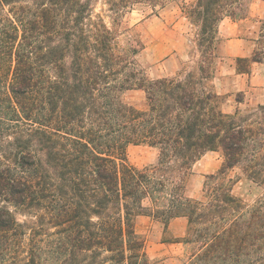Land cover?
<instances>
[{
    "label": "trees",
    "instance_id": "trees-1",
    "mask_svg": "<svg viewBox=\"0 0 264 264\" xmlns=\"http://www.w3.org/2000/svg\"><path fill=\"white\" fill-rule=\"evenodd\" d=\"M173 1L0 0V264H152L142 215L187 219L184 264H264V104L227 113L191 76L150 77L133 28L120 44L127 14ZM252 1L193 0L186 16L212 45ZM237 61L263 62L264 48ZM129 90L148 108L125 102ZM130 145L157 148V164L132 165ZM209 151L224 160L195 198L192 169ZM237 167L263 187L251 204L234 192Z\"/></svg>",
    "mask_w": 264,
    "mask_h": 264
},
{
    "label": "rangeland",
    "instance_id": "rangeland-1",
    "mask_svg": "<svg viewBox=\"0 0 264 264\" xmlns=\"http://www.w3.org/2000/svg\"><path fill=\"white\" fill-rule=\"evenodd\" d=\"M192 2L193 0H175L158 13L138 7L124 17L119 41L122 45L126 43L127 33H123L124 29L133 28L145 44L144 50L136 57L137 63L150 77L185 79L191 76L208 90L215 91L219 78L229 66L249 68L250 62L239 64L238 57L251 59L264 48V0H253L248 17L240 22L239 27L235 26L233 36L244 38L242 56L225 54L226 37L219 32V26L217 38L212 45L202 41L200 27L186 16ZM224 83L229 86L228 82ZM233 94L232 104L235 106L239 93ZM221 95L227 100L223 104V109L227 111L225 104L230 103V97L228 94ZM123 98L139 109L148 108L147 96L143 90L126 91ZM259 98L260 102H257L251 95L248 98L244 95L241 112L247 114L264 104V91H259ZM233 109L234 107L230 108ZM127 156L132 165L143 169L157 164L159 150L147 145H130ZM223 160L220 151H209L195 163L188 186L190 196L197 198L201 195L206 175L216 172ZM231 176L240 177L234 192L246 203H253L262 193L263 187L248 180L239 167L231 172ZM17 216L21 221L28 218L21 213H17ZM136 227L146 241V252L152 264H184L195 250L194 246L182 242L188 228L186 218H176L165 228L159 220L142 215L137 218Z\"/></svg>",
    "mask_w": 264,
    "mask_h": 264
},
{
    "label": "crops",
    "instance_id": "crops-1",
    "mask_svg": "<svg viewBox=\"0 0 264 264\" xmlns=\"http://www.w3.org/2000/svg\"><path fill=\"white\" fill-rule=\"evenodd\" d=\"M241 20H233L230 17L223 19L219 24V32L226 37L225 41V54L233 56H242L244 53L245 43L244 38L235 37V26L239 27ZM225 23V26L223 24ZM236 27V28H237ZM241 47V49H240ZM228 70H225L219 78L217 83V88L215 92L218 94H228L229 95V104H225L227 111L232 112L236 111L237 108L240 109L242 103L239 105L236 101V105L233 106L232 97L233 93H243L245 98L251 95L252 99H256L257 102H260L259 91H264V62H251L249 65V72L242 73L239 72L237 66H229ZM224 81L229 83V86H225ZM231 107H234L233 110H230Z\"/></svg>",
    "mask_w": 264,
    "mask_h": 264
}]
</instances>
